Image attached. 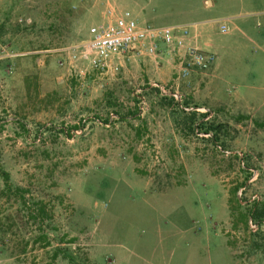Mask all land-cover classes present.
<instances>
[{"label":"rangeland","instance_id":"obj_1","mask_svg":"<svg viewBox=\"0 0 264 264\" xmlns=\"http://www.w3.org/2000/svg\"><path fill=\"white\" fill-rule=\"evenodd\" d=\"M213 1L0 0V162L47 210L0 177V264H264V0ZM109 8L204 23L219 69L62 65Z\"/></svg>","mask_w":264,"mask_h":264},{"label":"built area","instance_id":"obj_2","mask_svg":"<svg viewBox=\"0 0 264 264\" xmlns=\"http://www.w3.org/2000/svg\"><path fill=\"white\" fill-rule=\"evenodd\" d=\"M220 31L228 30L227 19H216ZM199 24L154 26L142 23L129 9L109 8L105 19L92 26L89 37L59 49L61 64L75 69L78 62L98 74H115L126 58L134 55L164 56L173 62L175 83L192 72L212 70L216 52L198 37Z\"/></svg>","mask_w":264,"mask_h":264},{"label":"trees","instance_id":"obj_3","mask_svg":"<svg viewBox=\"0 0 264 264\" xmlns=\"http://www.w3.org/2000/svg\"><path fill=\"white\" fill-rule=\"evenodd\" d=\"M212 129L213 128H207L206 130L210 131ZM0 177L3 178L4 185H5L3 193H5L7 196L12 194V193H15L16 197H17V202L20 204V206H22V208L27 210L26 213L28 215H29V213L30 214L32 213L34 215V218L40 219L44 214H46L47 210H46L45 206H43V205L37 204V206L35 208H31L29 206L30 204H29L25 194H22V188L13 186V184L11 182L10 173L4 169L1 162H0ZM252 214L257 215V217H259V218L264 217V207L262 209H258L257 207H255L254 210L252 211ZM39 237H41L42 240L45 239L46 243L50 244L48 231H45L43 229L41 232V235ZM23 251L24 252L26 251V247L23 248ZM64 251L68 255L71 263L74 264L75 263L74 261L76 259L75 253L70 251L68 248H64ZM57 254H55V255H57ZM51 264H54V263H51Z\"/></svg>","mask_w":264,"mask_h":264},{"label":"crops","instance_id":"obj_4","mask_svg":"<svg viewBox=\"0 0 264 264\" xmlns=\"http://www.w3.org/2000/svg\"><path fill=\"white\" fill-rule=\"evenodd\" d=\"M210 7L211 8H213L214 7V1L213 0H211V5H210ZM150 17L152 18V19H155L154 18V16L153 15H150ZM224 19H227V22L229 21V19L228 18H224ZM193 23H197V24H199V26H203L204 25V23H198V22H196V21H193ZM173 24H191L190 22H181V23H173ZM205 27V26H204ZM199 29V28H198ZM201 38V37H200ZM202 39V38H201ZM200 39V41L203 43V44H205V42H203L202 40ZM207 43H209V42H207ZM210 45V47L213 49L214 48V44L213 43H209ZM134 55V54H133ZM131 56H129V58H130ZM128 58V59H129ZM171 65L174 67V65H173V62L171 61ZM214 67H216L217 69H219L218 67H219V65L218 64H216Z\"/></svg>","mask_w":264,"mask_h":264}]
</instances>
